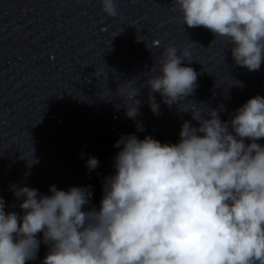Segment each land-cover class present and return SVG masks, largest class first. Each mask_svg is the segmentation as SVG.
Wrapping results in <instances>:
<instances>
[{
	"label": "clouds",
	"instance_id": "9594fccd",
	"mask_svg": "<svg viewBox=\"0 0 264 264\" xmlns=\"http://www.w3.org/2000/svg\"><path fill=\"white\" fill-rule=\"evenodd\" d=\"M101 2L108 16L118 15L115 0ZM176 6L189 28L226 38L237 65L260 69L264 0H176ZM189 55L174 46L161 53L158 74L145 81L154 115L153 93L169 107L194 93L198 74L182 66ZM128 83L126 93L120 85L117 93L135 120L140 93ZM184 111L198 126L184 121L177 143L135 134L116 141L115 173L105 177L99 210H84L90 186L50 185L44 195L12 185L21 213L5 211L0 197V264L35 260L38 233L49 248L43 264H264V145L257 142L264 139V96L248 99L229 121L203 104ZM137 131H144L140 123ZM98 165L96 157L86 161L89 170Z\"/></svg>",
	"mask_w": 264,
	"mask_h": 264
}]
</instances>
